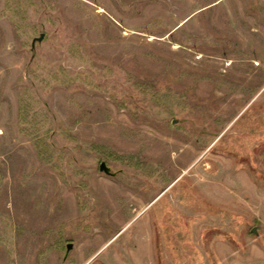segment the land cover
<instances>
[{
	"label": "rangeland",
	"instance_id": "1",
	"mask_svg": "<svg viewBox=\"0 0 264 264\" xmlns=\"http://www.w3.org/2000/svg\"><path fill=\"white\" fill-rule=\"evenodd\" d=\"M0 264H264V0H0Z\"/></svg>",
	"mask_w": 264,
	"mask_h": 264
},
{
	"label": "water",
	"instance_id": "2",
	"mask_svg": "<svg viewBox=\"0 0 264 264\" xmlns=\"http://www.w3.org/2000/svg\"><path fill=\"white\" fill-rule=\"evenodd\" d=\"M41 36H42V35H41ZM41 36L39 37V39L41 38ZM99 168H100L101 170H103V171L108 172V167L106 166V164H105L104 161H101V162H100V164H99ZM252 230L255 231L254 228H253ZM70 246H71V244L69 243V244L67 245V247L69 248Z\"/></svg>",
	"mask_w": 264,
	"mask_h": 264
}]
</instances>
